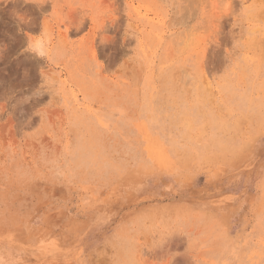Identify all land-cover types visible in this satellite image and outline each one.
<instances>
[{"label":"rangeland","instance_id":"obj_1","mask_svg":"<svg viewBox=\"0 0 264 264\" xmlns=\"http://www.w3.org/2000/svg\"><path fill=\"white\" fill-rule=\"evenodd\" d=\"M0 264H264V0H0Z\"/></svg>","mask_w":264,"mask_h":264}]
</instances>
